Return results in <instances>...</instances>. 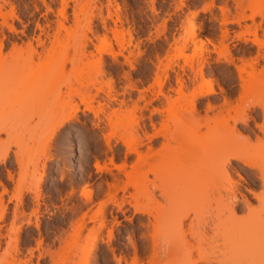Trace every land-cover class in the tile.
Returning <instances> with one entry per match:
<instances>
[{"label": "rangeland", "instance_id": "rangeland-1", "mask_svg": "<svg viewBox=\"0 0 264 264\" xmlns=\"http://www.w3.org/2000/svg\"><path fill=\"white\" fill-rule=\"evenodd\" d=\"M235 1L0 0V264H219L224 226L264 264V0Z\"/></svg>", "mask_w": 264, "mask_h": 264}, {"label": "bare ground", "instance_id": "bare-ground-1", "mask_svg": "<svg viewBox=\"0 0 264 264\" xmlns=\"http://www.w3.org/2000/svg\"><path fill=\"white\" fill-rule=\"evenodd\" d=\"M243 0H236V4L237 6H242ZM1 4H0V14H2L3 11H1ZM4 7V6H3ZM226 7V6H225ZM221 11L223 12V14H226V9L221 7L220 8ZM5 13V11L3 12V14ZM6 16V14H5ZM241 19L242 17H236V18H232V19H229L227 16L225 17V22L226 23H237L238 25L241 24ZM192 35H195V31H192L191 33ZM225 34V33H224ZM223 34V36H224ZM255 34H256V31H255ZM228 33L226 32L225 36L227 37ZM225 37V38H226ZM0 45H2V42H0ZM1 48V47H0ZM243 66H239V72L241 73V71H248L247 69H252L254 70V64L245 60L243 61ZM3 74H6V73H3ZM2 72H0V76L3 75ZM241 75V74H240ZM7 76V75H6ZM0 79H2V76L0 77ZM206 85H207V89L206 91L203 93V95L205 94H211V93H214L215 90L212 86V84L210 82H206ZM72 88L70 87L69 88V95L71 93H73V90ZM74 91H77L76 89ZM79 92V91H78ZM76 94L79 95V93L76 92ZM72 95V94H71ZM219 106V105H218ZM207 109H205V114L204 115H200L197 111V113L202 116L200 118V121L202 123H208L211 122V121H214V120H217L218 118H222L223 116H225L224 114L225 113H229L230 111V103L227 102L225 100V103L222 104V106L220 105L219 108H217L215 105L209 103L208 106L206 107ZM78 107L76 106L75 107V112L77 111ZM217 109V113L214 114V116H210L209 115V112L212 111L214 112V110ZM72 116H74V114H68L66 115L62 121H60V123L57 125V126H60L61 124H63L64 121H67L69 120L70 118H72ZM199 116V117H200ZM183 129V127H182ZM182 129H177L179 130L181 133H183ZM235 129H232L229 131V133H218V135L213 136L214 139H213V142H212V145H214L215 147H218L221 154H220V157H221V161L219 163V169H225L226 173H227V166L228 164L231 163V160H238V161H241L247 165H249V162L247 159H244L241 157L240 155V152L239 151H235L233 152L232 154H229L228 155V152L230 150H233L234 148H236V139H237V134L235 133ZM161 136H163L164 138H167V134L166 132H162L161 133ZM198 137H195V142L198 143L202 148H209L211 145L209 143H201V141L198 139L196 140ZM203 142V141H202ZM143 145V141L140 139V138H132L131 141L129 142L128 144V147H133V151H135L136 153H139V147ZM168 146V142H163L162 145H161V150L162 149H165L166 147ZM129 149V148H128ZM150 149V152H154L153 151V148L152 146L149 147ZM132 150V149H131ZM160 151V149H158ZM157 150V151H158ZM76 151V148L72 146H70V155H74ZM156 152V151H155ZM75 163V162H74ZM232 164V163H231ZM98 169H101L102 166L100 165V163H96L95 165ZM117 168H120V167H117ZM259 178L262 180V182L264 183V172L262 171ZM196 180L199 179V176H197L195 178ZM6 190V189H5ZM237 180L236 181H233V187H231V191H232V194L235 198H237ZM250 192L254 194V196L261 200L262 199V195L261 194H258L256 192H254L253 190L250 189ZM162 194H165V195H168L164 190H162ZM244 197V201L246 203V205H250V202L248 200V198L243 195ZM1 206H2V214H3V217L5 216L6 214V207L3 205V201H1ZM17 216V214H16ZM15 216V217H16ZM189 217V212H181L177 217L175 218H172V219H169V220H166L165 222H163V227L166 229V230H169V229H173V228H182L184 225V222H185V219ZM38 228V226H37ZM223 231L225 232V238L223 240V256L224 258L219 261V264H242V258L240 257V254L242 252V248L243 246L245 245L247 247L246 244H244L243 241H240L239 240V237H243V238H246V239H249V238H252V237H256L255 236V231L256 229L254 228H247V227H243V228H238V229H229L227 226H224L223 227ZM20 232V228L17 229L16 231V236L13 238V240L15 241V247H17L16 243H18V239H19V236H18V233ZM195 234H198L200 235L199 233V228L195 229L193 231ZM192 232L193 236L195 235L194 233ZM258 237H261V235H257ZM195 237V236H194ZM197 237V236H196ZM258 243L262 244L264 243V240H261V241H258ZM254 260V259H253ZM203 261L206 263V264H211V260H208V258H204ZM24 263H26V261H24ZM23 263V264H24Z\"/></svg>", "mask_w": 264, "mask_h": 264}]
</instances>
